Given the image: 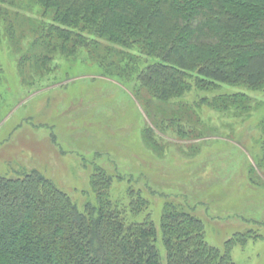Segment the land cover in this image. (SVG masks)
Masks as SVG:
<instances>
[{
  "label": "rangeland",
  "instance_id": "1",
  "mask_svg": "<svg viewBox=\"0 0 264 264\" xmlns=\"http://www.w3.org/2000/svg\"><path fill=\"white\" fill-rule=\"evenodd\" d=\"M1 7L0 176L16 179L36 172L84 212L87 205H97L90 177L98 169L111 178L108 199L127 224L148 219L155 225L160 264H165L160 219L169 203L189 208L203 225L205 241L221 252L233 236L257 237L234 246L231 259L264 264V171L250 169L259 156L257 120L264 112V92L221 86L220 93L251 98L254 113L245 121L198 106L219 92L191 90L172 104L160 103L148 91H136L134 72L110 77L96 57L106 51L125 63L133 60L130 67L139 70L154 61L143 49L138 53L140 44L131 50L87 24L56 23L54 12L35 0ZM32 27L53 35L72 32L86 46L65 41L67 48L54 53L40 46ZM38 53L40 64L34 62ZM183 104L191 109L188 116L196 114L200 128L205 126L197 131L206 139H178L168 128ZM148 129L157 150L146 145ZM142 202L144 209L133 215L131 204Z\"/></svg>",
  "mask_w": 264,
  "mask_h": 264
},
{
  "label": "trees",
  "instance_id": "2",
  "mask_svg": "<svg viewBox=\"0 0 264 264\" xmlns=\"http://www.w3.org/2000/svg\"><path fill=\"white\" fill-rule=\"evenodd\" d=\"M12 1L0 0V30L4 19L1 6ZM35 2L53 11L56 23L71 26L75 20L87 24L102 38L131 50L140 44L138 53L143 49L144 56L154 61L139 70L130 67L133 60L125 63L106 51L96 57L110 77L134 72L136 91H148L157 102L170 104L191 90L219 92L199 100L198 106L245 121L254 113L251 98L240 92L220 93L221 86L264 92V0ZM31 29L40 46L54 53L67 48L65 41L73 43L70 47L86 46L84 38L72 32L59 30L53 35L39 27ZM40 58L38 53L34 62L40 64ZM177 109L180 113H173L170 131L192 143L206 139L202 134L205 126L200 128L197 115H193L195 120L189 117L191 109L184 104ZM257 125L259 156L250 168L252 173L264 171V112ZM157 130L161 131L159 125ZM147 131L146 145L157 150L152 129ZM90 186L97 205H87L79 212L68 196L36 172L16 179L0 176V264H160L155 225L148 219L126 223L123 213L108 199L111 178L101 170H94ZM183 193L184 200L187 193ZM144 206L143 202L131 204V212L138 215ZM160 233L165 264H235L231 249L258 239L238 234L225 242L221 252L205 241L203 225L189 208L171 203L162 211Z\"/></svg>",
  "mask_w": 264,
  "mask_h": 264
}]
</instances>
